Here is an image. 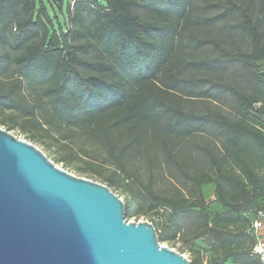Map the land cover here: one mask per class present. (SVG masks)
I'll return each mask as SVG.
<instances>
[{
    "label": "trees",
    "instance_id": "trees-1",
    "mask_svg": "<svg viewBox=\"0 0 264 264\" xmlns=\"http://www.w3.org/2000/svg\"><path fill=\"white\" fill-rule=\"evenodd\" d=\"M201 1L0 0V125L64 143L191 264H262L264 0Z\"/></svg>",
    "mask_w": 264,
    "mask_h": 264
},
{
    "label": "water",
    "instance_id": "water-1",
    "mask_svg": "<svg viewBox=\"0 0 264 264\" xmlns=\"http://www.w3.org/2000/svg\"><path fill=\"white\" fill-rule=\"evenodd\" d=\"M125 207L0 128V264H191L152 223L128 222Z\"/></svg>",
    "mask_w": 264,
    "mask_h": 264
},
{
    "label": "rangeland",
    "instance_id": "rangeland-1",
    "mask_svg": "<svg viewBox=\"0 0 264 264\" xmlns=\"http://www.w3.org/2000/svg\"><path fill=\"white\" fill-rule=\"evenodd\" d=\"M223 1V0H221ZM211 2L210 0H202L201 4H206ZM212 2H218V0H212ZM48 6V3H47ZM216 9L211 7L210 9H206V11L204 10L205 14H211L213 11H215ZM58 16L62 19V15L59 13ZM232 19V17H227L226 20L230 21ZM208 28L206 29L205 27H195L194 28V33L195 34H199V35H205L207 32ZM208 34V32H207ZM218 34V33H217ZM214 37L219 38V36L217 35H213ZM239 42V41H238ZM240 43V42H239ZM232 48V47H231ZM211 54H217L216 51H210ZM198 55H202L201 52H198ZM10 114V113H9ZM7 114V115H9ZM0 128L9 131L10 133H12L14 136H16L18 139L27 141L31 144H33L34 146H36L38 149H40L47 157L50 161H52L56 166L63 168L64 170L68 171L70 174L79 177V178H84V179H89L92 180L94 182H98L101 184H104V182L102 181V179H100L99 177H97L96 175H92L91 172L89 171H85V164L83 160H78L75 161L73 164H66V162H58L56 160V158H60L61 156L67 157V152H69V149H67L64 145V143H59L47 138L41 139L40 137H38V139L33 140L30 138L29 134L24 132L22 129L15 127V128H9L7 125H0ZM69 148V147H68ZM86 148L91 150V153H95L97 152V148L96 147H92L89 145H86ZM131 170L133 172H135L136 174L140 175L141 178L142 176H144V171L141 167H139V165H134L131 167ZM105 185V184H104ZM174 185H172L169 181V179H165L163 182L160 183V190H164V189H172ZM123 201L124 203H126L129 200V196L127 193H125L123 190L120 189H114L111 188ZM128 222L131 223H139V222H150L151 218L147 215H142L139 216L138 218H132L130 220H127ZM162 245L182 254L184 257H186L189 261H191V256L188 252L183 251L181 248L180 244H172V243H162Z\"/></svg>",
    "mask_w": 264,
    "mask_h": 264
},
{
    "label": "built area",
    "instance_id": "built-area-1",
    "mask_svg": "<svg viewBox=\"0 0 264 264\" xmlns=\"http://www.w3.org/2000/svg\"><path fill=\"white\" fill-rule=\"evenodd\" d=\"M253 235L255 244L252 248V254L264 259V216L262 215L253 225Z\"/></svg>",
    "mask_w": 264,
    "mask_h": 264
}]
</instances>
